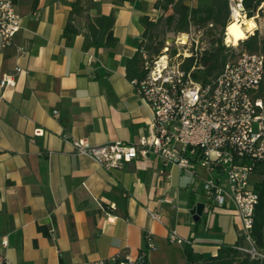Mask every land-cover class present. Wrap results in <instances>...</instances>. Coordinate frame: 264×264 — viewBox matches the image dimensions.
<instances>
[{"label": "crops", "instance_id": "0c3cea01", "mask_svg": "<svg viewBox=\"0 0 264 264\" xmlns=\"http://www.w3.org/2000/svg\"><path fill=\"white\" fill-rule=\"evenodd\" d=\"M72 1L16 0L21 28L14 45L0 48V76L21 68L0 97V257L10 264L135 258L147 232L157 245L147 264H186V249L213 256L234 245L240 221L231 208L208 207L204 167L199 178L148 157L107 169L75 151L73 138L131 143L148 133L151 108L125 65L141 40L140 18L160 11L158 0H91L96 43L85 47L83 16L72 20L78 33L63 34ZM170 230L183 241L169 242Z\"/></svg>", "mask_w": 264, "mask_h": 264}, {"label": "built area", "instance_id": "2783aa9c", "mask_svg": "<svg viewBox=\"0 0 264 264\" xmlns=\"http://www.w3.org/2000/svg\"><path fill=\"white\" fill-rule=\"evenodd\" d=\"M229 2L230 20L233 9L244 14L241 0ZM20 28L16 0H0L1 49L15 44ZM16 51L22 54L25 49L17 46ZM183 59L170 64L165 55L164 61L159 59L152 67L145 61L144 78L132 81L152 111L148 133L131 143L91 145L85 139L73 138L71 144L78 154L91 157L107 169L148 157L158 159L164 166L191 171L198 177L196 168L204 167L208 175L201 177L202 190L208 207L231 208L240 221L239 236L246 243L238 248L253 258H264L250 236L258 203L253 180L257 169L264 167V91H261L264 54L240 49L220 73L205 82L193 78L194 66L189 71L181 68ZM20 71V67H15L13 73L0 76V97L5 89L15 86V76ZM149 214L154 220L161 218L158 212ZM144 240L146 246L135 258L113 257L85 264H147L146 252L157 245L150 232L145 233ZM167 240L183 241L176 230L169 231ZM1 243L6 246L7 241L2 239ZM0 264L10 263L0 257Z\"/></svg>", "mask_w": 264, "mask_h": 264}, {"label": "trees", "instance_id": "16d2710c", "mask_svg": "<svg viewBox=\"0 0 264 264\" xmlns=\"http://www.w3.org/2000/svg\"><path fill=\"white\" fill-rule=\"evenodd\" d=\"M91 0H73L69 11L67 23L64 27L63 34L71 36L79 32L73 25L72 20L76 16L86 18V44L85 47L96 43L97 28L88 19L87 10L88 3ZM189 1L202 2L199 5H190ZM264 0H241L243 11L246 17L251 18L259 12L260 6ZM155 8L159 9L160 14L156 19H150L144 15L140 18L144 30L138 49L134 55L126 60V76L130 81L139 82L147 73L145 69V61L147 57L158 56L164 47L163 36L167 32H184L188 33L189 28H205L210 23L219 29L220 35L216 37L212 47L204 50L201 55L193 53L185 57L181 63V68L189 71L193 66V78L205 82L208 77L220 73L230 57H234L235 53H226L228 50L223 43L222 37L226 26L230 21V2L229 0H158ZM159 36L162 39L155 45L153 41ZM113 40L111 34L108 40ZM244 50L249 52H261L264 54V38L258 31L252 35L241 39ZM171 54L175 55L176 51L171 50ZM199 66V67H198ZM201 66V67H200ZM261 91H264V80L261 82ZM253 180V190L258 194V203L254 211V221L251 228L250 236L254 247L261 253H264V167L257 169ZM39 229H42L40 226ZM246 246L242 237L239 236L234 245L222 244L213 256H203L193 253L186 249V264H264V258H253L249 252L241 250L238 247Z\"/></svg>", "mask_w": 264, "mask_h": 264}, {"label": "rangeland", "instance_id": "374dc122", "mask_svg": "<svg viewBox=\"0 0 264 264\" xmlns=\"http://www.w3.org/2000/svg\"><path fill=\"white\" fill-rule=\"evenodd\" d=\"M190 5H199L202 2L197 1H189ZM259 12H257L254 15V21L256 24V28L247 36L252 35L255 31H258L259 35L264 38V2H262L260 6ZM240 18L245 17V15L242 12H239ZM232 19V17H231ZM231 21V20H230ZM188 42L186 44H180L176 39L180 35V32H167L163 36L164 39V47L161 50V54L158 56H151L149 57L147 55V52L145 53V56L147 57V62L150 67L154 66L155 61H158L160 59V56H165L168 58V62L170 64L175 63L177 61H180L183 59V57L190 56V51L193 53H197L198 57L201 55V53L204 50H208L212 47L216 37L220 35L219 29L215 26H207L205 28H196L194 26H191L189 28L188 33ZM225 34L226 30L223 34L222 40L225 44ZM162 39V36H159L156 40L153 41V45L157 44L159 40ZM168 39H173V41H169ZM243 39V38H242ZM226 53L229 55V53L232 51L236 53L238 50L242 49V43L241 39L237 41V44L231 45L228 44ZM174 49L176 53H180L178 56L172 55L171 50ZM186 54V55H185ZM233 57H230L232 59ZM199 67V66H198ZM201 67V66H200ZM257 176H254V179Z\"/></svg>", "mask_w": 264, "mask_h": 264}, {"label": "bare ground", "instance_id": "6f19581e", "mask_svg": "<svg viewBox=\"0 0 264 264\" xmlns=\"http://www.w3.org/2000/svg\"><path fill=\"white\" fill-rule=\"evenodd\" d=\"M233 18L226 26L225 42L230 43L231 45L237 44L239 39L245 38L250 34L255 28L256 24L254 18L243 17L240 18V14L236 9H233L232 12ZM180 44H186L188 42V35L184 32L176 39ZM171 39H168V42ZM165 56H161L160 62L164 61Z\"/></svg>", "mask_w": 264, "mask_h": 264}, {"label": "water", "instance_id": "95a60500", "mask_svg": "<svg viewBox=\"0 0 264 264\" xmlns=\"http://www.w3.org/2000/svg\"><path fill=\"white\" fill-rule=\"evenodd\" d=\"M171 41H173V39H171ZM202 208H203V204L200 203L191 209V213L194 218H198L200 216Z\"/></svg>", "mask_w": 264, "mask_h": 264}]
</instances>
